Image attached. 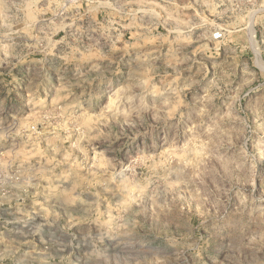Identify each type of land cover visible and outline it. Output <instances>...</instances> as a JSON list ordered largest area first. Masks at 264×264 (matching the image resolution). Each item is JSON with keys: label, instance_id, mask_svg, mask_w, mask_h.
<instances>
[{"label": "rangeland", "instance_id": "obj_1", "mask_svg": "<svg viewBox=\"0 0 264 264\" xmlns=\"http://www.w3.org/2000/svg\"><path fill=\"white\" fill-rule=\"evenodd\" d=\"M0 264H264V0H0Z\"/></svg>", "mask_w": 264, "mask_h": 264}, {"label": "built area", "instance_id": "obj_2", "mask_svg": "<svg viewBox=\"0 0 264 264\" xmlns=\"http://www.w3.org/2000/svg\"><path fill=\"white\" fill-rule=\"evenodd\" d=\"M212 37H213L214 39H217V40H219V39H223V38H224V31L221 30V29H217V30H215V31L212 33Z\"/></svg>", "mask_w": 264, "mask_h": 264}]
</instances>
